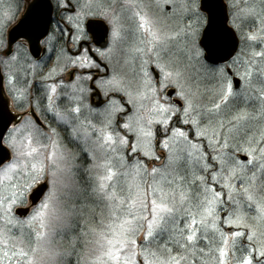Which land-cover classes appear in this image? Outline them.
Here are the masks:
<instances>
[{"label": "snow or ice", "instance_id": "1", "mask_svg": "<svg viewBox=\"0 0 264 264\" xmlns=\"http://www.w3.org/2000/svg\"><path fill=\"white\" fill-rule=\"evenodd\" d=\"M0 264H264V0H0Z\"/></svg>", "mask_w": 264, "mask_h": 264}, {"label": "water", "instance_id": "2", "mask_svg": "<svg viewBox=\"0 0 264 264\" xmlns=\"http://www.w3.org/2000/svg\"><path fill=\"white\" fill-rule=\"evenodd\" d=\"M7 111L10 115H13V113L9 109L8 100L4 98L3 94L0 95V112Z\"/></svg>", "mask_w": 264, "mask_h": 264}, {"label": "flooded vegetation", "instance_id": "3", "mask_svg": "<svg viewBox=\"0 0 264 264\" xmlns=\"http://www.w3.org/2000/svg\"><path fill=\"white\" fill-rule=\"evenodd\" d=\"M10 108H11V109H12V111L15 113V111H16V110H15V109H13V108H12V106H11Z\"/></svg>", "mask_w": 264, "mask_h": 264}]
</instances>
